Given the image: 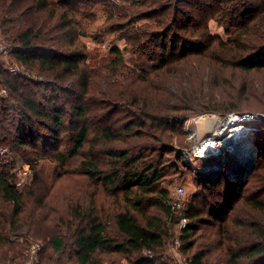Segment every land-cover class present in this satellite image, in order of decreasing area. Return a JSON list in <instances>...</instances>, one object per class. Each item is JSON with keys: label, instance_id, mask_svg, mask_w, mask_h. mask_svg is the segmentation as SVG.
<instances>
[{"label": "trees", "instance_id": "trees-1", "mask_svg": "<svg viewBox=\"0 0 264 264\" xmlns=\"http://www.w3.org/2000/svg\"><path fill=\"white\" fill-rule=\"evenodd\" d=\"M73 1L76 0H58L57 4L54 3L55 8L65 9L61 12L55 9V12L49 8L50 0H0V28L8 35V40L14 46L11 54L21 64L48 78L46 81L33 80L36 85L41 84L40 88L47 84L53 87V103L50 105L42 103L33 95L31 87H25V82L28 80L27 75L23 73L13 75L7 68L0 65V82L7 88L9 98L11 95L17 98V104L14 103L15 108L13 104L6 103L8 96L0 98V148L10 143L13 146L10 151L11 149L15 151L14 146H25L28 142L27 137L36 133L34 127L37 124L44 125L42 120H45L48 126L51 120L53 126L50 129L52 128L51 130L55 133L62 131L66 121L61 117L63 107L57 104V100L62 96L61 91L64 94L66 92L71 95L78 94L75 96L76 102L72 105V115L75 117L69 121V125L74 126L71 130L75 131V135L72 139L73 146L67 152L68 157L77 155L93 125L107 121L105 125L97 126L96 134L100 140L103 143L124 141L129 145L113 151L110 156L111 160L108 161V168L104 169L97 162L99 159L98 143L91 142L89 156L84 159L85 166L88 167L87 174L92 178L101 176L100 180L106 188L114 185L116 192L122 190L125 201L130 200V194L134 190L141 193H153L154 184L166 176L168 171L161 162L146 161L147 154L144 151L156 152L160 149L178 151L165 140L163 141V134L166 131L173 134L175 130H178V124L183 123L190 116L189 110L194 108L191 105L190 107L178 105L177 100H180L178 93H169L168 96L160 97V100L150 93L147 99L144 93L128 89L129 82L132 80L127 75L126 82H120L117 77H113L112 80L105 79V84L95 89L93 83L96 77L100 76L99 72L89 69L87 64L81 65L83 55L74 46V39L68 38L74 23L69 14H74L79 10L75 5L70 4ZM117 1H124L128 5L127 10V5L121 6L115 17L118 19V29L124 32L123 37L130 40L133 50L145 51L148 48H154L156 51L160 49L166 53L171 49L172 52L179 49L178 53L170 54V56L178 54L179 57H185L189 50L194 54H202L205 48L204 43L198 40V36H191L205 32L206 21L203 14L211 7L205 2L211 5L212 0ZM220 2L223 6L219 7V10L224 11L228 9L227 3L234 4L236 0H220ZM184 3L190 6L189 9L181 7ZM112 5L118 6L119 4L115 2ZM244 8H246L244 12L237 6L229 9L227 17L232 22V26H235V30L221 50L226 55L229 68L249 72L264 68V55H262L264 54V0H250ZM195 9L198 10L200 19L190 25L195 14H189ZM43 11L48 12L47 19L43 17ZM169 12L172 14L170 26L166 23ZM241 13L244 16L251 15L250 22L247 23L248 18L236 21ZM154 17H157L154 22L156 29L149 27L147 29L145 24H139L142 19ZM187 19L190 21H186ZM50 21L54 22L50 23ZM179 28L190 33L191 38L182 36ZM64 40H68L69 45L64 44ZM112 52L115 54L112 63L116 66H124L123 51L118 47H113ZM208 53L205 56L212 57L213 54ZM260 57V60L255 61ZM132 77L136 80V77ZM117 82L123 86L122 93L114 90ZM246 82L242 83V91L248 92V96L255 97L256 90L248 87ZM182 89L183 93L188 94L191 99L189 104L198 99L196 103L198 112L228 114L236 108L237 101H239L238 96L232 99L233 95H229V101L217 102L216 95L206 93L202 87H199V98L196 95L192 96L194 87ZM179 91L181 92V89ZM99 96H107L114 102L122 98L125 103L128 102L134 107L129 110V115H126L128 119L120 127L114 128L109 122L113 113L108 112L107 108L102 111V114L94 109L100 107L103 110L104 108L101 105L104 98ZM9 108H14L15 113L10 114L7 110ZM260 108L264 110V103ZM261 114L264 115V112ZM263 119L264 116L260 120ZM263 126L264 124H262V131ZM260 134L259 139L263 142L256 146L257 158L250 156L249 161L244 158L240 180H231L228 177L225 179L228 184L227 210L217 209L219 211L210 213L215 220L205 222L212 228L210 231L214 230L208 233L209 237H206L204 233L198 235L202 226L200 223L203 221L200 223L194 221L201 215L200 211H196L197 201L192 200L187 204L183 202L182 209H174L172 205L174 200L165 197L168 194L167 190H164L162 195L149 197L148 201L159 204L165 213V218L172 219L174 225L176 222L179 223L181 215L188 218L186 227L180 230L182 245L179 250L190 264H264V134ZM134 138H146L149 141L145 139L138 143H131L135 140ZM57 153L62 163L66 158V153L63 151H57ZM22 155L23 158H30L26 150ZM7 159L6 154H0V198L9 203L11 211L10 214L5 211L0 212V255L2 259L0 261H12L16 264L21 262L22 264L28 246L27 238H24L23 233L45 237L39 233V227H37L40 224L39 217H41L37 212L21 216L25 210V193L29 191L19 189L14 161L10 163ZM141 160L145 161L141 163L142 167L138 165ZM235 160V156H229L227 164ZM219 180L220 178L211 181L212 185H222L223 180ZM142 202L138 197L132 205L142 216L144 222L135 215L134 209V211L124 209L107 218L97 214L95 207L88 212L84 209L78 212L74 210L78 222H70L67 226L73 240L71 245L66 246L59 232L48 236V240L52 243L51 251L47 253L43 246L38 255L39 260L34 264H104L102 254H124L125 257L133 260L134 264H156V262L165 264L166 261L160 262V260L163 257L165 237L168 235L167 223L161 217L147 215ZM234 209H236L234 215H221L228 214ZM44 218H41V221ZM18 237L23 239H18ZM205 237L207 240L211 238L212 240L205 244L199 242L198 248L192 251L195 243ZM145 250L150 254L144 256L142 252ZM213 252L216 253L210 257Z\"/></svg>", "mask_w": 264, "mask_h": 264}, {"label": "rangeland", "instance_id": "rangeland-1", "mask_svg": "<svg viewBox=\"0 0 264 264\" xmlns=\"http://www.w3.org/2000/svg\"><path fill=\"white\" fill-rule=\"evenodd\" d=\"M50 1V9L54 11L56 9L58 12L64 11L65 8H55L58 0ZM248 1L250 0H236L234 4L230 5L227 3L228 9L224 11L219 10V7L223 6L220 0H212L211 5L205 2L208 6H211L203 14V18L206 21L205 32L202 31L201 34L197 33L198 35L191 36H198V40L204 43L205 48H203L202 54L199 55L189 50L185 57H179L178 54L170 56L172 53H178L179 49L175 50V52H172L171 49L166 53H163L160 49L156 51L154 48H148L145 51L140 49L133 50L130 40L127 37H123L124 32L118 29V19L115 17L119 13L118 9L121 6L127 5L124 1L76 0L70 3L72 6L75 5L79 10L74 14H69V17L74 23L70 34H68V38L72 37L74 39V46L83 55L81 65L87 64L89 69L99 72L100 76H97L93 83L95 89L105 84V79L112 80L113 77H117L120 82H126L125 77L127 75L132 80L128 85L129 90L144 93L147 95V99L151 93L158 100L164 95L168 96L169 93H178L180 94V100H177V104L183 107H190L191 105L194 109L189 110L190 116L183 123L178 124L179 132L175 130L173 133L175 135H173L166 131L163 134V141L165 140L178 151L171 152L163 151L162 149L156 152L144 151L147 154L146 161L161 162L164 164L166 171H168L167 175L154 184L155 191L153 193H141L140 191L134 190L130 194V200L125 201L122 190L116 192L114 185L106 188L100 180L101 176L98 175L96 178H92L87 174L86 170L88 167L85 166L84 159L89 156L90 143L97 142L99 158L97 162L100 163L101 167L107 169L108 161L111 160L110 156L113 151L127 147L129 144L124 141L103 143L96 134L97 126L101 127L108 122H97L96 125L90 128L88 138L77 155L68 157L67 152L73 146L72 139L73 135H75V131L72 132L71 130L74 129V126L71 127L69 121H72L75 117L72 115V105L76 102L75 96L78 94L71 95L68 92L64 94L61 91L60 95L62 96L57 100V104L63 107L61 117L66 121V125L62 131L55 133L51 130L52 128L50 129L53 126L52 121L49 120L48 126L45 120H42L44 125L37 124L34 127L36 133L27 137L28 142L25 146H14L15 151H12V149L10 151V148L13 147L11 143L5 145L6 147L0 148L1 155L6 154L8 157L7 160L10 163L14 161V170L17 174V181H19V189L29 191V193H25V210L21 216L30 215L31 212L34 214L37 212L41 216L39 217L40 224L37 226L39 227V233L44 235L43 237L48 240V236L59 232L66 246H70L73 240L67 226L70 222H78L74 210L78 212L84 209V211L88 212L92 207H95L97 214L102 215L103 218H107L124 209L134 211L135 209L132 203L139 197L143 201L142 207L145 208L147 215L161 217L167 223L168 235L165 237L166 241L162 249L163 257L160 262L166 261L165 264H184L182 261L183 253L179 250L182 245L180 242L181 228L179 223L176 222V225H174L172 219L168 220L167 217L165 218V213L162 211L160 205L148 201V199L151 195H162V192L167 190L168 194L165 197H170L174 201L179 199L186 204L192 200L197 201L196 211H200L201 215L194 221H198L199 223L203 221L200 223L202 226L198 235L204 233L206 237H209L208 233L214 230L210 231L212 228L207 226L205 222L215 220V217L210 213H215L221 209L227 210L228 202L226 200V191H228V184L225 180L227 179L226 177L231 180H240L239 177L243 172L244 155L247 156L245 159H248V161L250 156H253V158L256 157V146L257 144L261 145L263 142L259 139V134H264V130H261L264 119L254 120L249 124L253 128V131H250L251 133L247 137L241 138V140L238 139V142L236 140L237 147H229L230 144H227L228 150L223 155H203L202 149L205 148L203 142L208 134L220 133V138L222 140L224 138L225 141H230L234 137V134H230L227 129L223 130L222 133L219 132L221 123H224L222 121L227 114L224 112H198V106L196 104L198 99L192 104H189L191 99L188 94L183 93L182 89L184 87H194V95L192 94V96L194 97L196 95L199 98V87H202L206 93L210 92L216 95V101L221 103L229 101V95H233L232 99L238 96L239 101H237L236 108L233 111L250 113L264 112L260 108L264 103V68L249 72L231 69L227 66L224 51L221 50L224 48V43L232 37L233 31L235 30V26H232V22L227 17L229 9L237 6L244 12L246 9L244 7ZM115 2H118L119 5L113 6L112 4ZM181 7L187 10L190 6L184 3ZM127 9L128 5L126 6ZM191 14H195L193 21H190V19L186 21H190V25H193L195 20L200 19V14L196 9L195 11H191L189 15ZM42 15L45 19L49 16L47 11H43ZM171 15V12H169L166 20L168 26L171 25ZM247 16L241 13L237 16L236 21L248 18V23L250 22L251 15ZM157 17L142 19L139 24H145L147 29L148 27L153 29ZM183 18L185 17L183 16ZM53 22L50 21V23ZM179 33L182 36L191 38L189 37L190 33L184 32L182 29L179 30ZM0 36L5 48L4 51L0 52V65L7 68L13 75L19 73L27 75L28 80L25 82V87H31L33 95L41 100L42 103L52 104L53 87L47 84L40 88L41 84L36 85L33 82V80L46 81L48 78L44 77V75L42 76L38 71L21 64L11 54L14 46L8 40V35L4 33L2 28H0ZM63 37L66 38L65 36ZM63 43L69 45L68 40H64ZM113 47H118L123 51L124 66H116L112 63L115 58V54L112 52ZM72 48L74 47L72 46ZM207 53H212V57L210 55L205 56ZM262 55L264 54L262 53ZM260 59L261 57L255 61ZM162 62L165 63L162 64ZM132 76L136 77V80ZM243 81H247L246 85L256 90L255 97L248 96V92L242 91ZM120 82H117L114 90L122 93L123 86L120 85ZM56 84L58 85V82ZM1 86L3 85L0 82ZM180 89L181 92L179 91ZM215 89L218 90L215 91ZM7 96L8 93L5 97ZM99 97L104 98V100L101 98V105L104 108L103 110L100 107L94 109L100 114L106 108L108 112L113 113L109 122L112 123L114 128L120 127L128 119L126 115H129V110L134 109L128 102L125 103V100L122 98H118V101L114 102L107 96ZM10 98L9 96L7 97L8 100L6 103L13 104L15 108L14 103L17 104V98L12 95ZM14 108L7 110L10 114H14ZM134 139L131 143H138L146 138ZM145 141L149 140L146 139ZM25 150L29 152V157L32 160L30 158H23L22 153ZM57 151L66 153V158L62 163ZM229 156L236 157V160L231 164H227ZM144 162L141 160L138 165L142 167L141 163ZM121 165L124 166V163L121 162ZM24 171L27 172L24 173ZM217 178H220L219 181L223 180L222 185H212L211 181H215ZM180 186L184 187V193L181 196L178 191V187ZM9 207V203L4 202L0 198V212L5 211L7 214H10ZM235 210L221 215H234ZM134 213L142 221V216L136 210ZM41 218L44 219L41 221ZM26 228L29 231L27 226ZM23 236L27 238L28 246L22 264H34V262H37L39 260L38 255L43 246L45 247L44 250L50 253V248H52L50 240L47 241L45 238H41L40 235L37 237L33 234L29 235L27 232H24ZM206 237L198 240L192 248V251L198 248L199 242L205 244L212 240L211 237L209 240ZM18 239L22 240L23 238L18 237ZM33 244L40 246L38 248L39 250L36 249L34 253L32 252ZM215 253L213 252L210 257H213L212 255ZM142 254L145 256L149 255L150 252L145 250ZM101 256L105 260L104 264H134L133 260L125 257L124 254H102ZM183 258L185 259L186 257ZM0 260H2L1 255ZM0 264L16 263L12 261H0Z\"/></svg>", "mask_w": 264, "mask_h": 264}, {"label": "built area", "instance_id": "built-area-1", "mask_svg": "<svg viewBox=\"0 0 264 264\" xmlns=\"http://www.w3.org/2000/svg\"><path fill=\"white\" fill-rule=\"evenodd\" d=\"M4 45L2 43V39L0 36V52L4 51ZM8 93V90L6 87L1 86L0 87V98H4ZM264 115L260 113H250V112H237V111H232L229 112L225 119L222 121L224 123H221L220 130L219 132H223V130L229 131L230 134H235L236 131L242 130V126H248L250 131H253V128L249 125L251 122L254 120L261 119ZM226 131V132H227ZM228 133V132H227ZM241 133V132H240ZM193 136V135H192ZM220 133L217 134H208L206 136L205 141L203 142L205 145V148L203 150V155H223V153L228 150L226 144H225V139L223 140L220 138ZM239 144V143H238ZM230 147V146H229ZM27 171H24V173ZM178 191L180 196L184 193V187L180 186L178 187ZM173 208L174 209H182L183 206V201H180L179 199L173 201ZM188 223V218L185 215H181L179 219V226L180 228L186 227ZM40 246L39 245H32V252L34 253L36 249H38ZM39 250V249H38ZM182 261L184 264H190L186 259L182 257ZM181 261V262H182Z\"/></svg>", "mask_w": 264, "mask_h": 264}, {"label": "bare ground", "instance_id": "bare-ground-1", "mask_svg": "<svg viewBox=\"0 0 264 264\" xmlns=\"http://www.w3.org/2000/svg\"><path fill=\"white\" fill-rule=\"evenodd\" d=\"M210 125V124H209ZM205 130V129H204ZM241 132V133H240ZM250 130L248 126H242V130L238 132V130L236 131V133L233 135L234 137H232V139L230 141H225V144H230V147L234 146L235 144H237L238 139L241 140V138L243 139L244 137H247L250 134ZM237 140V142H236ZM244 141V140H243ZM246 141V139H245ZM244 154V153H243ZM247 157L246 155H244V158Z\"/></svg>", "mask_w": 264, "mask_h": 264}, {"label": "water", "instance_id": "water-1", "mask_svg": "<svg viewBox=\"0 0 264 264\" xmlns=\"http://www.w3.org/2000/svg\"><path fill=\"white\" fill-rule=\"evenodd\" d=\"M234 146H235V147H237V145H236V144H235ZM242 153H243V152H242ZM242 153H241V154H242Z\"/></svg>", "mask_w": 264, "mask_h": 264}]
</instances>
